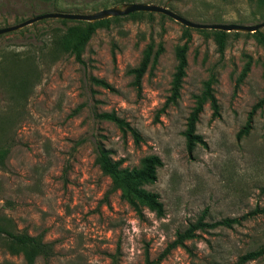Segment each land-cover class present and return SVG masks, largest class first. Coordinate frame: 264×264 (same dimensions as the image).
Segmentation results:
<instances>
[{"label":"rangeland","instance_id":"1","mask_svg":"<svg viewBox=\"0 0 264 264\" xmlns=\"http://www.w3.org/2000/svg\"><path fill=\"white\" fill-rule=\"evenodd\" d=\"M29 1L0 0V29L40 12L91 14L127 3L163 6L199 24L264 23V0H61L57 11ZM102 3L107 6L92 10ZM150 14L97 28L81 63L54 46L81 21L44 19L0 35V229L41 235L53 244L52 258L33 264H235L264 247V107L244 131L264 91V27L225 34L220 52L214 30L188 29ZM186 29L179 97L164 106L174 50ZM147 45L150 61L137 88L129 71ZM209 77L217 117L205 103L195 124L204 145L188 153L186 118ZM103 113L127 123L138 140L100 119ZM97 146L127 169L138 168L144 157L159 158L155 181L142 188L158 196L161 217L146 208L137 216L110 191L94 162ZM200 215L209 224L238 223L198 232L186 249L160 257L175 233ZM6 244L0 233V264H25ZM244 264H264V255Z\"/></svg>","mask_w":264,"mask_h":264},{"label":"trees","instance_id":"2","mask_svg":"<svg viewBox=\"0 0 264 264\" xmlns=\"http://www.w3.org/2000/svg\"><path fill=\"white\" fill-rule=\"evenodd\" d=\"M61 0H30L29 6L32 3L47 2L50 5L52 11L58 10V3ZM127 0H118L116 3H123ZM106 3H102L92 8L93 11L97 8H105ZM44 14V12L38 13V15ZM151 16L150 13L136 12L123 16L125 18H141L142 16ZM162 16V15H161ZM119 17H113L105 20H99L93 23L83 22L82 27L71 28L67 32L54 40V46L56 49L67 53L72 56L73 59L81 63V53L83 48L94 31L99 27H106L110 21L119 20ZM213 34L217 35L219 41V51L221 52L222 37L227 34L225 32L213 31ZM185 41L177 46L174 50V56L176 60L175 71L172 75L169 89V96L164 104L174 103L179 97V89L181 81L184 77V70L186 67V52L187 42L189 41V35L187 29L184 32ZM151 47L145 46L142 50L141 59L136 68L131 69L129 72L133 74V83L138 88L141 76L146 70V67L150 61ZM247 67L244 68V72ZM261 75L264 77V57L261 61ZM94 83L108 88L106 84L99 80H93ZM213 78L209 77L202 84V90L198 95L193 96V106L186 118L185 130L182 133L185 140V148L190 153L196 144L204 145L201 138L195 134V124L197 123L198 116L202 112L203 105L208 103L212 113L211 116L217 117V104L216 99L212 92ZM264 107V91L262 97L252 106L250 112L247 115V120L244 126V131L249 127L251 116L256 109ZM100 119H104L114 123L121 131H128L133 137L134 141L138 140L137 133L131 129L127 123L119 119L112 113H103L99 115ZM243 130L241 132H244ZM94 162L97 165L100 172L109 179L110 191H117L119 197L124 201L132 211L137 215H141V209L146 208L150 212L154 213L156 217L163 215V207L160 203L158 196L154 193L148 192L142 188L143 184L153 183L156 178V169L161 166V162L156 156H147L141 159L138 168L127 169L121 167L120 161H114L110 158L108 151L101 146L96 148V156ZM238 223L236 219H222L214 223H206L203 221V216L200 215L193 223H189L182 231L176 232L174 239L166 246L160 257L165 256L170 250L174 248H185V242L196 239L198 232H203L208 229H213L217 226L230 227L231 224ZM0 233L4 234L7 240V249L11 254H20L25 264H33L35 259L40 258L44 263H47L54 255L53 244L43 240L41 235H29L28 233L21 231L17 233H11L6 230H1ZM264 255V247H260L255 251L247 252L237 258L235 264H244L249 261L258 259Z\"/></svg>","mask_w":264,"mask_h":264},{"label":"water","instance_id":"3","mask_svg":"<svg viewBox=\"0 0 264 264\" xmlns=\"http://www.w3.org/2000/svg\"><path fill=\"white\" fill-rule=\"evenodd\" d=\"M142 12V13H152L165 16L174 22L180 24L181 26L194 29V30H214L220 32H246L254 33L260 28L264 27V23L253 25V26H243V25H224V24H199L190 22L179 15L173 13L163 6H158L154 4L147 3H127L123 4L121 7H110L107 9H102L100 11L91 14H68V13H45L37 15L35 17L29 18L19 24L9 26L0 29V35L7 34L16 30L23 28L24 26L33 24L35 22L44 19H60L69 21H81L87 23H93L99 20H105L113 17H123L131 13Z\"/></svg>","mask_w":264,"mask_h":264}]
</instances>
